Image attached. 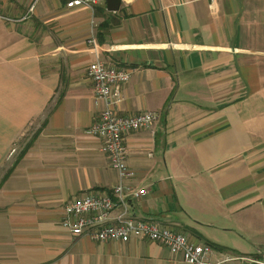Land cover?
<instances>
[{"label":"crops","instance_id":"1","mask_svg":"<svg viewBox=\"0 0 264 264\" xmlns=\"http://www.w3.org/2000/svg\"><path fill=\"white\" fill-rule=\"evenodd\" d=\"M34 11L23 19L32 5ZM94 31L97 46L88 43ZM133 70L120 113L134 218L207 243L222 264L264 254V0H0V264H189L149 239L74 237L64 206L120 175L87 130L105 109L88 64ZM241 257H245L241 259Z\"/></svg>","mask_w":264,"mask_h":264},{"label":"built area","instance_id":"2","mask_svg":"<svg viewBox=\"0 0 264 264\" xmlns=\"http://www.w3.org/2000/svg\"><path fill=\"white\" fill-rule=\"evenodd\" d=\"M105 0H67V7L85 6L94 9ZM33 4L23 19L34 11ZM88 43L97 46L95 32L88 37ZM88 77L93 80L94 95L97 102H103L105 109L87 133L102 140L103 149L108 155L110 166L118 171L120 183L113 189L118 203L123 206L121 212L113 215L117 202L108 194L86 193L74 198L64 206L61 225L74 237L88 236L99 241L128 242L132 239H149L168 247L171 253L181 257L189 264H222L233 261L226 256L214 260V250L207 243H196L176 227L161 228L153 219L134 218L128 213L129 200L139 199L148 194L146 188L135 189L126 184L134 178L136 171L127 161L126 137L129 133L152 130L159 114L144 111L135 115L120 113V104L124 100L123 90L129 83L133 70L111 64L100 56L88 64ZM245 257H241L244 259ZM250 264H264V254L259 258H245Z\"/></svg>","mask_w":264,"mask_h":264},{"label":"water","instance_id":"3","mask_svg":"<svg viewBox=\"0 0 264 264\" xmlns=\"http://www.w3.org/2000/svg\"><path fill=\"white\" fill-rule=\"evenodd\" d=\"M107 10L116 12L121 7V0H105Z\"/></svg>","mask_w":264,"mask_h":264}]
</instances>
